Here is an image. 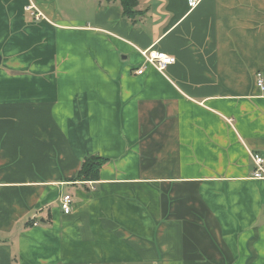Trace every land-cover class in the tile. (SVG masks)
I'll return each instance as SVG.
<instances>
[{"label":"crops","instance_id":"crops-1","mask_svg":"<svg viewBox=\"0 0 264 264\" xmlns=\"http://www.w3.org/2000/svg\"><path fill=\"white\" fill-rule=\"evenodd\" d=\"M137 3L0 0V264H264V0Z\"/></svg>","mask_w":264,"mask_h":264},{"label":"built area","instance_id":"built-area-1","mask_svg":"<svg viewBox=\"0 0 264 264\" xmlns=\"http://www.w3.org/2000/svg\"><path fill=\"white\" fill-rule=\"evenodd\" d=\"M200 0H188V7L191 9H194L198 4ZM27 11H34L31 12L32 15L36 17V19H39L41 17V14H39L34 6H29L26 8ZM140 54L145 59L146 64L149 66L155 68L158 72L163 73L164 70L175 63V58L169 55H166L162 52H157L154 50H145L140 51ZM257 85L261 89H263V79L261 74L257 75ZM251 161L254 166V170L252 172L251 178L255 181H261L264 183V159L256 153H249ZM71 204V198L70 196H63L61 199V205L60 208L64 214H69L71 212L70 208Z\"/></svg>","mask_w":264,"mask_h":264},{"label":"trees","instance_id":"trees-1","mask_svg":"<svg viewBox=\"0 0 264 264\" xmlns=\"http://www.w3.org/2000/svg\"><path fill=\"white\" fill-rule=\"evenodd\" d=\"M114 1V0H106ZM122 9L123 15L128 19H133L138 14L136 11L137 0H117ZM106 160L98 156L85 157L77 172L75 182L86 183L96 182L99 180V174L101 168L106 164Z\"/></svg>","mask_w":264,"mask_h":264},{"label":"rangeland","instance_id":"rangeland-1","mask_svg":"<svg viewBox=\"0 0 264 264\" xmlns=\"http://www.w3.org/2000/svg\"><path fill=\"white\" fill-rule=\"evenodd\" d=\"M1 70H3L5 73L10 74L9 70L3 69L2 67H0Z\"/></svg>","mask_w":264,"mask_h":264}]
</instances>
